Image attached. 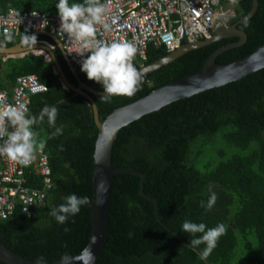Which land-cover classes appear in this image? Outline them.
I'll use <instances>...</instances> for the list:
<instances>
[{
  "label": "trees",
  "instance_id": "trees-1",
  "mask_svg": "<svg viewBox=\"0 0 264 264\" xmlns=\"http://www.w3.org/2000/svg\"><path fill=\"white\" fill-rule=\"evenodd\" d=\"M231 1L236 9L230 21L234 23L248 13L252 0ZM83 2L69 0L70 5ZM57 3L0 0V14L8 8L18 13L37 10L52 14ZM237 28L246 33V40L221 52L217 63L242 58L264 43V0H257L254 14ZM24 34L19 33L11 42L2 36L0 43L12 46ZM237 39L223 38L187 51L141 76L139 90L131 96H113L109 102L92 96L99 119L159 86L197 72L216 48ZM167 53L163 46L149 45L144 65ZM54 55L67 81L76 86L56 47ZM76 73L84 83L103 90L100 83L87 79L81 67H76ZM24 74L36 75L47 86L46 92L30 97L29 114L38 116L45 105H55L56 127L63 126V131L53 136L55 128L48 125L47 118L33 126L37 139L46 141L43 151L51 170L50 188L43 204L33 208L35 217L27 218L16 208L12 217L0 221V242L32 261L43 257L44 263H51L80 252L88 242L90 203L64 224L49 213L72 193L87 196L91 202L97 127L91 105L62 84L52 59L31 52L5 60L0 57L2 86ZM220 140L223 147L217 151L219 159L203 160ZM111 161L115 167L137 173L121 172L113 177L110 234L95 264H264V68L134 120L118 132ZM213 192L217 200L208 210L201 202L206 205ZM185 220L204 223L206 230L219 223L226 226V233L206 259L201 256L205 244L190 245L194 237L182 230Z\"/></svg>",
  "mask_w": 264,
  "mask_h": 264
},
{
  "label": "built area",
  "instance_id": "built-area-1",
  "mask_svg": "<svg viewBox=\"0 0 264 264\" xmlns=\"http://www.w3.org/2000/svg\"><path fill=\"white\" fill-rule=\"evenodd\" d=\"M228 0H100L106 11L103 20L109 25L105 30L97 25L96 40L112 42L127 40L135 45L137 53L134 66H143L149 45L163 46L170 52L185 42L209 39L219 26H228L233 14L225 8ZM229 7V6H228ZM48 31L55 35L65 57L75 67H81L82 57L75 51L80 43L60 30L58 10L46 14L37 10L18 13L8 8L0 14V38L6 33L17 37ZM70 52V53H69ZM47 91V86L34 74L15 78L11 93L0 85V110L9 105L29 106L32 95ZM12 126L9 124V131ZM7 138L0 140V145ZM50 166L47 155L38 150L28 166H23L7 156H0V221L9 219L16 208L27 218L36 213L33 208L43 204L50 188ZM27 210V211H26Z\"/></svg>",
  "mask_w": 264,
  "mask_h": 264
},
{
  "label": "water",
  "instance_id": "water-1",
  "mask_svg": "<svg viewBox=\"0 0 264 264\" xmlns=\"http://www.w3.org/2000/svg\"><path fill=\"white\" fill-rule=\"evenodd\" d=\"M257 0H252L251 9L241 19L228 26H219L209 39L194 42H185L173 51L164 56L140 66L137 70L144 76L158 68L167 65L189 50L208 45L223 38L236 36L238 39L216 48L205 60L201 69L197 72L186 75L177 80L159 86L151 90L148 94L124 104L107 114L102 120L98 117L96 104L92 96H101L104 90L93 88L84 83L76 73V67L65 57L66 63L74 75L77 85L70 84L64 76L58 61L52 51L42 43L25 47L22 42H18L9 47H0V53L6 56L24 53L32 50H43L50 54L55 73L60 76L62 84L71 89L74 94L83 96L91 105L93 120L97 127V136L94 143L91 188L92 196L90 202L91 231L88 236L86 246L78 253L67 257V264H95L102 253L104 245L110 234L108 212L110 206V190L113 177L121 172L137 173L131 168H120L112 165L111 154L114 140L121 128L130 125L134 120L152 111L160 110L176 100L183 99L199 93L201 91L224 85L228 82L238 80L261 68H264V43L258 45L254 51L246 54L242 58L229 63L220 64L216 62V57L223 51L240 46L246 40V33L237 24H244L255 12ZM45 34L55 41L63 51L59 39L48 31L33 32L29 35ZM91 253V256L89 255ZM62 260V259H61ZM61 260L43 264H61ZM0 261L5 264H35V261L23 257L13 250L7 248L0 242Z\"/></svg>",
  "mask_w": 264,
  "mask_h": 264
},
{
  "label": "clouds",
  "instance_id": "clouds-1",
  "mask_svg": "<svg viewBox=\"0 0 264 264\" xmlns=\"http://www.w3.org/2000/svg\"><path fill=\"white\" fill-rule=\"evenodd\" d=\"M56 8L60 18V30L80 43L75 52L82 57L85 53H89L82 60L81 71L86 73L87 79L103 86L104 94L99 97L101 102H109L113 96H131L138 91L142 77L133 64V58L137 53L135 45L127 40L112 42L96 40L97 25H102L105 30L109 29V25L103 20L105 5L101 4L100 0H84L83 3H72L71 5L69 0H58ZM5 38L7 42H11L12 33H6ZM22 43L33 47L37 43V37L25 32ZM0 47H3V43H0ZM40 51L43 52L40 54L45 55L43 50ZM57 116L58 107L55 105H45L38 116L30 115L25 105H9L6 109L0 110V140L7 138L0 145V156H7L23 166H28L34 159L35 153L42 150L46 144L45 140L37 139L38 134L33 130V126L42 123L47 118L48 125L55 128L52 135H60L63 126L56 127ZM9 124L12 126L11 131H9ZM216 200L217 196L213 192L207 204L205 205L202 201L201 206L210 210ZM89 203V197H80L72 193L65 197L64 203L53 207L49 214L55 218L57 223L64 224L69 216H75L82 206ZM182 230L193 235L194 238L190 241L192 247L206 245L201 253L202 258L205 259L217 246L219 238L227 231L223 223L206 230L204 223H194L188 220L183 222ZM197 233L202 235L196 237ZM89 255L91 256V253ZM67 259V256L62 257L61 264H67ZM43 262L44 258L39 257L35 264H43Z\"/></svg>",
  "mask_w": 264,
  "mask_h": 264
},
{
  "label": "crops",
  "instance_id": "crops-1",
  "mask_svg": "<svg viewBox=\"0 0 264 264\" xmlns=\"http://www.w3.org/2000/svg\"><path fill=\"white\" fill-rule=\"evenodd\" d=\"M31 34V33H30ZM36 37H38V36H46L48 39H50V40H46V39H39V40H37V43H42V44H45L51 51H52V53L54 54V50H55V47L57 48V49H59V51H60V53L62 54V58L64 59V61H65V63H66V60H65V57H64V54H63V51L58 47V45L55 43V41L53 40V39H51L49 36H47V35H45V34H37V35H35ZM16 38V37H15ZM18 42H22V37H21V39H19V41H17V43ZM36 43V44H37ZM22 46H25V47H29L28 45H24L23 43H22ZM3 47H5V46H3ZM9 47V46H8ZM38 50H32V51H27V52H24V53H20V54H15V55H10V56H6L5 54H2V53H0V57H1V59L2 60H5L6 58H8V57H21V56H23L24 54H26V53H28V52H31V53H34V54H40V53H38L37 52ZM45 52V51H44ZM55 56V55H54ZM44 57H45V59L46 60H49V59H52L51 58V56H50V54L49 53H47V52H45V55H44ZM56 58V57H55ZM57 60V59H56ZM53 61V60H52ZM54 63V62H53ZM54 72H55V66H54ZM63 72V71H62ZM64 74V73H63ZM65 76V75H64ZM60 77V76H59ZM0 85H1V87L2 88H4V89H6L7 90V92L8 93H11V91H12V88H13V86H14V82H5L4 83V85L2 86V84L0 83ZM37 95V94H36ZM33 96V95H32ZM31 99V98H30Z\"/></svg>",
  "mask_w": 264,
  "mask_h": 264
},
{
  "label": "rangeland",
  "instance_id": "rangeland-1",
  "mask_svg": "<svg viewBox=\"0 0 264 264\" xmlns=\"http://www.w3.org/2000/svg\"><path fill=\"white\" fill-rule=\"evenodd\" d=\"M229 1V0H228ZM225 6H227V7H225V8H229L230 10H231V12H232V14H233V17H234V15H235V13H236V9H235V7H234V4H233V2L230 0L229 2H228V4L227 5H225ZM229 6V7H228ZM230 21H231V19H230ZM230 21H229V25H230ZM215 34V33H214ZM38 52V51H37ZM38 53H40V52H38ZM223 147V143H222V140H220V141H218L217 143H216V145L214 146V147H211L210 149H209V151H208V153H207V155H206V157L203 159V160H213V161H217L218 159H219V155H218V149H220V148H222Z\"/></svg>",
  "mask_w": 264,
  "mask_h": 264
},
{
  "label": "flooded vegetation",
  "instance_id": "flooded-vegetation-1",
  "mask_svg": "<svg viewBox=\"0 0 264 264\" xmlns=\"http://www.w3.org/2000/svg\"><path fill=\"white\" fill-rule=\"evenodd\" d=\"M235 15H236V13H235ZM235 15H234V16H235ZM230 24H231V22H230ZM228 38H230V37H228Z\"/></svg>",
  "mask_w": 264,
  "mask_h": 264
},
{
  "label": "bare ground",
  "instance_id": "bare-ground-1",
  "mask_svg": "<svg viewBox=\"0 0 264 264\" xmlns=\"http://www.w3.org/2000/svg\"><path fill=\"white\" fill-rule=\"evenodd\" d=\"M38 52L43 53V52H41V51H38Z\"/></svg>",
  "mask_w": 264,
  "mask_h": 264
}]
</instances>
